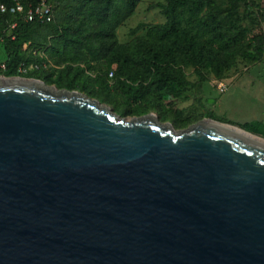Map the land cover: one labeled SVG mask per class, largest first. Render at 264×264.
I'll use <instances>...</instances> for the list:
<instances>
[{
    "label": "water",
    "instance_id": "water-1",
    "mask_svg": "<svg viewBox=\"0 0 264 264\" xmlns=\"http://www.w3.org/2000/svg\"><path fill=\"white\" fill-rule=\"evenodd\" d=\"M243 131L1 76L0 264H264V138Z\"/></svg>",
    "mask_w": 264,
    "mask_h": 264
},
{
    "label": "trees",
    "instance_id": "trees-1",
    "mask_svg": "<svg viewBox=\"0 0 264 264\" xmlns=\"http://www.w3.org/2000/svg\"><path fill=\"white\" fill-rule=\"evenodd\" d=\"M19 1L22 11L13 14L9 8L14 0H0L7 7L4 12L0 10V40L5 54L1 74L15 76L21 63H37L40 68H51L52 73L74 71L75 75L92 76L87 72L90 64L103 62L107 70L92 77H100L107 90L127 107L142 104L151 96L161 97L173 84H190L183 66H192L201 83L206 67L221 79L225 77L224 69L232 67L236 58H252L250 43L242 46L244 29L227 7L218 5L226 0H166L164 4H153L151 7L160 8L165 21L139 25L137 28H146L145 36L128 43H118L110 25L115 0H47L52 18L46 22L23 18L28 5L36 0ZM121 1L127 15L139 2ZM229 1L232 7L242 2L249 11L255 6L250 0ZM250 40H259V36ZM255 49L263 51L261 45ZM36 73L30 71L25 76H38ZM241 127L264 138V119L244 122Z\"/></svg>",
    "mask_w": 264,
    "mask_h": 264
},
{
    "label": "rangeland",
    "instance_id": "rangeland-1",
    "mask_svg": "<svg viewBox=\"0 0 264 264\" xmlns=\"http://www.w3.org/2000/svg\"><path fill=\"white\" fill-rule=\"evenodd\" d=\"M250 1L255 3V6H251V12L245 9L242 2L235 3L234 7L229 0L218 2L219 6H225L233 13L237 24L244 29L242 46L250 43L248 51L252 55L250 60L236 58L232 67L224 69L225 77H239L225 93L218 92L212 84L215 76L209 67L202 69L205 80L200 83L199 75L190 65L183 66L190 84H173L161 97L151 96L142 104L130 107L123 105L119 96L108 91L100 77H92L107 70L103 62L90 64L91 68L87 72L92 76L83 73L75 75L74 71L60 73L58 70L52 73L51 68L44 67L46 69L36 70L38 76L32 78L39 79L56 89L77 91L92 97L126 118L156 115L158 121L171 125L175 131L188 128L205 118L243 129L241 125L244 122L264 119V0ZM165 2L166 0H139L134 11L127 15L122 1L115 0L110 25L118 43H128L144 37L146 28H137L139 25L162 24L165 16L160 8L151 5ZM255 35L259 36V40L252 42L250 39ZM256 45L263 47L262 53L256 51ZM4 59L5 54L0 40V64ZM45 75L50 77L46 79ZM1 76L3 74L0 73ZM112 82V79L109 80L110 84Z\"/></svg>",
    "mask_w": 264,
    "mask_h": 264
},
{
    "label": "built area",
    "instance_id": "built-area-1",
    "mask_svg": "<svg viewBox=\"0 0 264 264\" xmlns=\"http://www.w3.org/2000/svg\"><path fill=\"white\" fill-rule=\"evenodd\" d=\"M23 5L19 0H14V5L9 8L10 12L15 14L17 11H22ZM0 10L2 12L7 10V7L3 4H0ZM23 18L30 21V20H38L41 22L50 21L52 18V6L47 0H36L34 5L29 4L26 11L23 13ZM15 24L13 23L11 26L13 27ZM41 66L37 63H29L28 65L21 63L18 68V75L25 77V75L34 70H38ZM46 67V65H44ZM0 68H4V63L0 64ZM111 75V72H110ZM213 85L216 90L220 93H224L228 85L224 81L223 78L217 79L214 78Z\"/></svg>",
    "mask_w": 264,
    "mask_h": 264
},
{
    "label": "crops",
    "instance_id": "crops-1",
    "mask_svg": "<svg viewBox=\"0 0 264 264\" xmlns=\"http://www.w3.org/2000/svg\"><path fill=\"white\" fill-rule=\"evenodd\" d=\"M239 77H224L223 79H224V81L227 83V85H228V88H227V90L225 91V92H227L233 85H234V83L237 81V79H238ZM214 81V80H213ZM213 84V83H212ZM224 92V93H225Z\"/></svg>",
    "mask_w": 264,
    "mask_h": 264
},
{
    "label": "bare ground",
    "instance_id": "bare-ground-1",
    "mask_svg": "<svg viewBox=\"0 0 264 264\" xmlns=\"http://www.w3.org/2000/svg\"><path fill=\"white\" fill-rule=\"evenodd\" d=\"M246 135L250 136L251 138L255 139V140H262L261 137H259L258 135H255V134H252V133H249V132H244Z\"/></svg>",
    "mask_w": 264,
    "mask_h": 264
}]
</instances>
